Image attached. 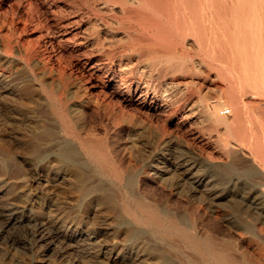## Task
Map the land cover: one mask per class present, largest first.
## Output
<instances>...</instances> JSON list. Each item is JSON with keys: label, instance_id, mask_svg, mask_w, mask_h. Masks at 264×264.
<instances>
[{"label": "rangeland", "instance_id": "1", "mask_svg": "<svg viewBox=\"0 0 264 264\" xmlns=\"http://www.w3.org/2000/svg\"><path fill=\"white\" fill-rule=\"evenodd\" d=\"M104 1L0 0V264H187L189 257L195 258L198 264H206L198 256L195 257L177 237L165 239L154 235L151 228L134 223L131 217L126 214H123V218L131 226L130 228L120 227L116 222L114 213L111 211V207H116L121 212V201L123 198L128 197L130 193L136 197L140 196L142 198L143 196L161 204L168 203L173 212L187 216L186 220L189 219L187 214L192 208L194 213L192 214L193 217L190 218V225L194 218L199 229L206 227L211 224V213H208L202 192L195 194L194 197L192 196L193 192L190 187L193 181L198 185L219 182L218 187L225 195V211L222 210L220 220L221 224L224 225L223 229L226 230L229 222L233 223L236 219L249 225L250 231H245L240 228V225L237 226L240 229H233L236 231V238L238 239L237 251L241 256V249L244 248L251 255L261 253L260 255L264 257V249H260L264 247V172H262V169H264V163L262 162L264 149L259 145L264 140L261 127L264 126V96L256 93L255 97L252 91L241 86L236 101L232 103L226 91V82L217 78L215 72L205 62L200 61L202 56L199 53L196 40L188 36L185 43L181 44L179 43L181 39L177 38L178 43L175 45L174 50L176 54L189 59L187 64L190 69L192 68V72L186 76L175 72L174 77H171L172 79L162 76L164 73L159 72L161 76L155 75V79L159 80L158 82L161 80V83L176 80L185 85L187 84L190 88L189 95L192 101L195 100L194 102H197L202 95L211 104L220 99L226 123L218 127L220 130L210 128L209 123L211 124V120L209 119L204 125L197 122L199 126H193L192 131L190 129L188 131H177L176 129L164 131L160 122L159 125L157 124L158 128L147 129L140 133L135 138L134 143L127 140L130 135L129 131L115 122L113 111L106 110L107 112L103 111L100 112V115H97L94 110L84 105L85 97L80 91L76 79L68 76L70 67L72 68L69 65L70 59L67 58L65 52L60 53V50L58 52L48 43V39L52 34L49 31L60 33L63 29V26L60 27V25L64 23H70V30L73 33L75 31L78 33L77 41L85 42L87 39L86 42L92 44L95 41L88 25L89 16L91 18L92 16L93 18H107V21L114 18L124 21L121 7H114L113 11L109 10ZM72 6L76 9L73 10ZM83 10L85 11L83 12ZM73 11L76 13H72ZM57 12L62 18L59 17ZM54 17H57V19ZM29 18L30 20H28ZM45 19L49 22H44ZM115 23L113 21L111 25L117 27ZM100 25L104 30L103 21H100ZM43 26H46L45 29ZM139 29L143 30L140 27ZM142 32L143 34L130 35L145 41L144 39L148 37V33L146 34L144 30ZM156 33L158 38L163 39V41L171 40V37L163 35V32ZM115 35L117 37L113 41L115 43H112L113 45L109 43L106 47L121 50L126 46L129 33L119 32V35L118 33ZM120 36L123 39L122 43L117 42ZM102 37H104V34H102ZM73 40L71 38L68 43V46L71 44L69 47L73 46ZM46 47L48 48L45 49ZM94 49L95 55L98 54L95 46ZM46 50L52 54L49 55L51 56L50 59L52 58L51 60L45 58L48 54ZM135 57L138 58L135 60ZM135 57V65L141 68L148 66L143 60L145 54L142 53ZM97 59L105 60L107 57L102 56L101 58L97 57ZM140 59L143 61H139ZM142 62L143 66H141ZM172 65L174 66V64ZM52 66L53 68L61 67L62 70L65 69L67 75L61 76L58 71H52ZM169 66L172 68L171 65ZM144 71L145 74H149V69ZM55 72L57 75H55ZM61 84H65L67 88L65 104L68 119L70 121L73 119L72 122L78 125H82L84 121L86 125H95V129L86 128L82 134L85 137H93L97 140L104 139L108 145L111 144L112 154L119 162L121 161L120 166L125 172V179L122 183L118 182L113 176L106 174L105 171H101L99 166L94 164L85 154L82 146L73 140L71 136L65 134L62 112L60 111L59 102L55 99ZM243 102L248 107L245 119L243 117L244 113L240 111ZM235 114H239L238 129L242 127L241 132L238 133L231 132L226 125L233 120ZM102 121L103 123H101ZM214 129L215 131H213ZM247 132H253L254 136L253 141L246 142L248 146L244 141L239 140V137ZM261 135L262 137H260ZM36 136L38 137V145L43 150L55 148L57 140H68L74 143L85 162L86 177L83 185L89 189V192L84 197L80 196L79 184L81 183L71 179L72 176L67 177L68 171L62 169L61 165L46 159L42 161L32 159L31 154H29V147H31L32 138ZM165 139H172L171 147H168V149L171 148L170 150L174 152L172 160L175 161V165L181 162L182 154L185 155V153L191 157V161L197 163L199 170L191 181L182 179V172H174L173 165L167 168H159V170H157L158 168L155 169L157 161L169 153V150L166 149L167 145L165 146ZM256 140L259 141V144ZM124 159L125 161H123ZM170 184L172 185L169 186ZM95 189L101 190L98 191L99 198L107 194L112 198V203L103 205L100 201H97L94 194ZM168 190L171 192H168ZM187 200H194L196 201L194 204H196L192 206V202L188 203ZM231 200L240 201L244 204L235 205L234 209L236 210H233L227 207V205L233 204ZM227 201H230V203ZM15 209H18L19 212L15 213ZM252 209L256 210H254V214L251 213ZM237 210H239V213L235 212ZM15 215L19 218L28 216L27 218L31 219V223H14L13 218ZM190 225L188 229L194 233L195 231ZM255 236L258 237V240L255 239Z\"/></svg>", "mask_w": 264, "mask_h": 264}, {"label": "bare ground", "instance_id": "2", "mask_svg": "<svg viewBox=\"0 0 264 264\" xmlns=\"http://www.w3.org/2000/svg\"><path fill=\"white\" fill-rule=\"evenodd\" d=\"M104 3L109 8V10L112 11L114 7L116 8L121 7L122 14L124 16L123 18L124 21L119 20L117 18H114L111 21H107V18H100V17L93 18V16L91 18V16H89L88 25L91 28L92 31L91 34H93L94 36L93 38L95 41L92 44L87 43L86 42L87 39L85 42L77 41L76 37L78 36V33L76 31L75 32L77 34L75 32L73 33V31L70 30L71 29L70 23H64L63 25H60V27L63 26V29H61L60 33L49 31L52 34L48 39V43L53 49H57L58 52L59 50L60 53L65 52V54H67L68 56L67 58L70 59L69 65L72 66V68L70 67V73L68 74V76L74 77L76 79L79 89L85 97L84 105L94 110L97 113V115H100V112L106 110L113 111L116 120L115 122H117L119 126L121 125L122 128L123 127L127 128V130L129 131L130 135L127 140H130L131 142L134 143L135 138L138 137L140 133H142L147 129L150 130V129L158 128L159 127L158 123L160 122L162 123L161 128L164 131L168 129L170 130L176 129L177 131H184V130L188 131L190 129L192 131L193 129L191 128L193 126H197V127L199 126L197 122H201L202 124L200 125H204V123L208 122L209 119L211 120V124L209 123L210 128L212 127L220 130V128L218 127L226 123L225 116L222 112L223 106L222 104H220V99L216 100L215 103L211 104L208 103L206 97L202 95L199 97L197 102H194L195 100L192 101L191 96L189 95L190 88L187 84L185 85L184 83L177 82L176 80L175 81L164 80L165 82L161 83V80L160 82H158L159 80L155 79L156 76H161L159 72H161L162 74L164 73L162 76L165 77L167 76L170 78L174 77L175 72L182 76H186L188 73L192 72L191 71L192 68L190 69V67L187 64L189 59L185 56L176 54L174 50L175 45L178 43L177 38L181 39V42H179L181 44L185 43L186 38L188 36H191L196 40L197 42L196 44L198 45L199 48V53L202 56L200 61L202 63L205 62L208 65V67L215 72L217 78L223 79L226 82L227 85L226 91L230 96V100L232 101V103L236 101V96L241 86L243 88H247L248 90L252 91L255 97H256V93L264 96V0H105ZM90 6L92 7V5ZM72 8L74 7L72 6ZM75 9L76 8H74L73 10ZM18 10L16 11L18 12ZM84 11L85 10H83V12ZM105 12L107 13V11ZM57 13L59 15V12ZM72 13H74V11ZM55 19H57V17ZM28 20H30V18ZM47 21L48 20L44 22ZM100 21L104 22V26H103L105 27L104 30L101 28L102 25H100ZM113 21L116 22L115 24H117V27L111 25ZM139 27L142 28L146 34L148 33L147 34L148 37L146 35L147 38L144 39L145 41H143V39L141 40L139 38L137 39L135 37H131V35L133 34L134 35L143 34L142 32L143 30L139 29ZM119 32L129 33V39L126 42V46H124L123 49L121 50L112 49V47L107 48L106 46L109 45V43L110 44L115 43L113 42L116 37L115 34L118 33L119 35ZM156 32H163V35L165 34V36L169 35L171 37V40L166 42L163 41V39L161 38L159 39L158 36L156 35L157 34ZM6 34L7 32L5 33V35ZM102 34H104V37H102ZM71 38L74 39L73 40L74 42L72 43L73 46L69 47L71 44L68 46V43L71 41ZM122 41L123 39L120 36L117 42L122 43ZM94 46L96 47L98 53L96 55L94 51L95 50ZM47 48L48 47H46L45 49ZM46 51L48 54L46 55L45 58L50 59L51 56L49 55L51 53H49L48 50ZM142 53L145 54V58L143 60L146 64H148V66L144 67L143 66L144 64L142 62L141 66L143 67L141 68L135 65L136 63H134V57L139 56ZM102 56L107 57V59L105 60L97 59V57L101 58ZM137 58L135 57V60ZM64 60L66 61L67 59ZM141 60L142 59H140L139 61ZM139 64L141 63L139 62ZM172 64H174V66ZM169 65H171L172 68H170ZM59 68L61 67L53 68L52 66L51 69L52 71L54 70L58 71L61 76H66L67 73L65 69L62 70V68L61 69ZM147 69H149V74H145L144 70ZM55 75H57V73ZM73 86L75 87L74 84ZM76 88L78 87L76 86ZM66 95H67V88L65 84H61V87L58 89L57 94L55 95V99L59 102L60 105V111L62 112L63 122L65 126V134L71 136L73 140H75L79 145L82 146L85 154L90 158V160L94 164L99 166L101 171H105L106 174L113 176L118 182L122 183L125 179V172L123 171L124 169H122V167L120 166L121 161L119 162V160L115 158L114 154H112L111 151L112 149H110L111 144L108 145L104 139L97 140L93 137L83 136L82 132L86 128L93 130L95 129V125L92 124L86 125L85 121L83 122V124L81 123L82 125H78L72 122L73 119L72 121L68 119L66 113V104H65ZM241 105L242 108L240 111L244 113L243 117L245 119V115L248 111V107L245 102H243V104ZM238 115L239 114H235L233 120L230 121L228 124H226L227 128H229L230 131L234 133H238L239 131L241 132L242 130L241 129L242 127L238 129L237 126V121L239 118ZM101 123H103V121ZM254 126L256 125L254 124ZM261 127H262V133L264 134V126ZM201 129L203 130L202 126ZM213 131H215V129ZM160 135L162 136V134ZM260 137H262V135ZM253 139H254L253 132L252 133L247 132L245 134H242L241 137H239V140L244 141L245 144L246 142L250 143L251 141H253ZM31 141L32 142H31V147H29L30 148L29 154H31L33 160L42 161L46 159L48 161H52L54 163L61 165L62 169L68 171L66 174L67 177L72 176L71 179L73 180L75 179L77 182L81 183L79 184L80 196L84 197V195H86L87 192H89V189L83 185L84 178L86 177V172L84 168L85 162L83 161V158L80 156L79 152L74 146V143L68 140L67 141L57 140V144H56L57 146L55 148H52L51 150H45V149L43 150L38 145L37 136L33 137ZM257 142L259 144V141ZM261 142L262 143L259 145L261 146L262 149H264V140ZM171 144H172V139H167L165 141V146L167 145L166 149L169 150V153L167 154V156L165 157L163 156L164 158L161 157L162 159L157 161L156 163L157 165L155 169L158 168L157 170H159V168H163V167L167 168L173 165L174 172H182L181 173L182 179L184 178L186 181L187 180L191 181L194 178L195 173L199 170V167H197V163L191 161V157L188 154L186 155L185 153V155L182 154V158L180 160L181 162L175 165L174 163L175 161L173 162L172 160V158L174 157L173 156L174 152L170 150L171 148L168 149V147H171L170 146ZM256 147L258 146L256 145ZM262 158H263L262 162L264 163V155L262 156ZM123 161H125V159ZM262 172H264V169H262ZM171 185L172 184H170L169 186ZM218 185L219 182H217L216 184L215 183L212 184L210 182L207 184H199V185L194 181L191 182L190 188L191 191L193 192L192 196L194 197L195 194H199L202 192L205 204L208 208V213H211L210 215L211 218L208 217L210 218L211 224L206 227L204 226L200 229L198 228L196 224V220H194V218L192 224L190 225V218L194 213V209L192 211L191 208V210L187 214L189 219L186 220L187 216L185 217V215H180L173 212L170 209L168 203L161 204L158 203L157 201L149 200L143 196L142 198L140 196L136 197L130 193L128 194V197L123 198L121 201L122 213L119 212V210L116 207H111V211L112 213H114L116 222L120 227L130 228L131 226L129 222H127L123 218V214H126L131 217L134 223L151 228L153 230L154 235L163 237L165 239L166 238L172 239L177 237L184 244V246L192 254L195 255V257L198 256L200 260L202 262H205L206 264H264V257L260 255L261 253H256L255 255L254 254L251 255L250 252L242 248L241 249L242 255L240 256L239 252L237 251L236 247L238 245V239L236 238V231L233 229H236L237 226L240 225L241 226L240 228L244 229L245 231H250L249 225L242 223L239 219H236L233 223L229 222V226H226L227 231L223 229L224 225L221 224L220 220L222 217L221 216L222 210L225 211V199H224L225 195L222 194V191L221 189H219L220 187H218ZM98 191L101 190L95 189L94 191V194L96 195L95 199L97 201H100L101 204L103 205H110V203H112V198L107 194L102 196V198L101 197L99 198ZM169 191L170 190H168V192ZM190 201L187 200L188 203ZM231 201L233 204L232 205L229 204L227 205V207L233 210H236L234 209L235 205L244 204L243 202L240 201H233V200ZM191 202H192V206L196 204V203L194 204V202H196L194 200ZM227 202L230 203V201ZM254 210L253 209L251 210L252 214H254ZM18 212H19L18 209H15V213ZM235 212L239 213V210ZM27 217L25 216L19 218L15 215L14 218L13 217L12 218L14 219V223L27 222L29 224L31 223V219H28ZM189 225L195 231L194 233L188 229ZM255 239L258 240V237L255 236ZM260 249L262 250L264 249V247H261ZM187 264H198V263L196 262L195 258L189 257Z\"/></svg>", "mask_w": 264, "mask_h": 264}]
</instances>
